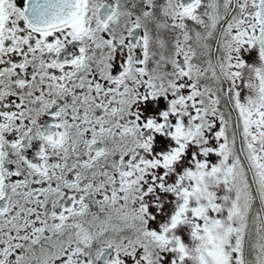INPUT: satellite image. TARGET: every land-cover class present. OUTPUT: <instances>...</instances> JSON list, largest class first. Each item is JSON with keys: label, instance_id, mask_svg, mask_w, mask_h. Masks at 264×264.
<instances>
[{"label": "snow or ice", "instance_id": "snow-or-ice-1", "mask_svg": "<svg viewBox=\"0 0 264 264\" xmlns=\"http://www.w3.org/2000/svg\"><path fill=\"white\" fill-rule=\"evenodd\" d=\"M0 264H264V0H0Z\"/></svg>", "mask_w": 264, "mask_h": 264}]
</instances>
